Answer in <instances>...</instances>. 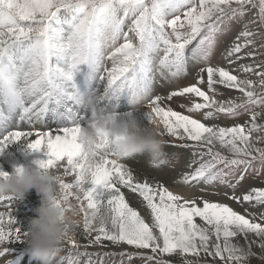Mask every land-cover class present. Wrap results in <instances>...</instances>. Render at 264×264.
Instances as JSON below:
<instances>
[{"label": "snow or ice", "instance_id": "snow-or-ice-1", "mask_svg": "<svg viewBox=\"0 0 264 264\" xmlns=\"http://www.w3.org/2000/svg\"><path fill=\"white\" fill-rule=\"evenodd\" d=\"M249 12L224 53L228 66L207 63L218 36ZM261 49L264 0H0V156L15 144L26 155L43 152L44 158L32 163L60 177L62 199L69 207L75 201L81 210L87 244L81 245L75 233L67 236L69 255L61 264H80L82 246H105V241L133 249L112 253L128 257V264L134 257L146 264H171L162 259L165 255L182 258L183 264H250L252 258L264 264V186L238 191L250 170L264 174ZM190 62L206 66L196 83L180 86ZM158 76L176 85L174 90L156 94ZM221 87L238 94L217 99ZM122 95L149 123L158 121L162 134L174 138V147L205 150L197 166L180 177L183 186L200 192L206 191L201 184L213 186L215 194L247 205L244 213L202 194L189 198L138 179L113 158L108 138L97 146L99 155L91 151L83 129L96 118V109H89L88 100ZM174 100L184 111L162 106ZM116 116L131 119L134 113ZM241 117L247 118L230 126L206 123ZM47 121L56 122L55 130L37 127ZM254 162L261 168L255 169ZM8 174L0 170V176ZM127 193L138 194L147 216L131 206ZM14 198L0 197V260L27 234L17 225ZM102 206H107L106 220L97 218ZM236 238L246 243L233 242Z\"/></svg>", "mask_w": 264, "mask_h": 264}, {"label": "clouds", "instance_id": "clouds-1", "mask_svg": "<svg viewBox=\"0 0 264 264\" xmlns=\"http://www.w3.org/2000/svg\"><path fill=\"white\" fill-rule=\"evenodd\" d=\"M104 98H90L87 102L89 109H96ZM162 133L163 129L158 121L145 125L136 118L120 119L116 116L115 109L96 115L83 129L86 144L97 155L100 154L97 146L104 138H108L112 141L114 159L122 161L147 154L148 163L152 167H160L169 162L165 151L168 141ZM59 180L60 177L54 172L31 164L23 166L20 171L0 176V197L19 199L35 189L41 198L40 206L36 209L37 216L31 219L23 238L32 256L40 264H54L59 250L65 245L66 237L85 223V218L75 203L72 202L69 207V202L62 199ZM97 218L107 219V206H102ZM9 262L13 264L11 259Z\"/></svg>", "mask_w": 264, "mask_h": 264}, {"label": "rangeland", "instance_id": "rangeland-1", "mask_svg": "<svg viewBox=\"0 0 264 264\" xmlns=\"http://www.w3.org/2000/svg\"><path fill=\"white\" fill-rule=\"evenodd\" d=\"M251 15H252V13L249 12L243 21H241L239 23H232L230 26V30H228L225 34L218 36V38H217L218 42H217V45L214 49L213 55H212L210 61H208L207 63H210L213 66H217V65L225 66V67L228 66L226 60L224 59V53H225L226 49L235 41L238 33L242 30L243 23ZM224 27H228V25H225ZM251 28L253 31H258V29H256L255 26H251ZM256 43H257V47H259V45L261 43V39L259 36L256 37ZM261 51H264V49H261ZM260 58H264V57H258V59H260ZM221 62H222V64H221ZM106 64L109 67H111V61L106 60ZM205 66H206L205 63L190 62L188 77H187V79H185L188 81V85H190L192 83H196V74L199 72V69L201 67H205ZM232 67H235V65H233ZM252 78L255 79V77H252ZM221 91H222L223 95L217 97V99H220V100H228L230 98H235L238 94L236 92V90L224 89L223 87H221ZM159 94L162 95L161 93H159ZM116 99L117 98L112 97V96L105 97L103 100H101L97 104L96 112H98V111H99V113L100 112H102V113L110 112L111 111L110 107L113 105V103L116 104V108H117V103H118L120 105L122 104V106H124V109L122 111H116L117 114L119 113V115H123V114L126 115L129 112H133L135 114V116H137V119L140 120V122L143 121L144 123L148 124L146 121L147 119H145L146 116L144 117V114L142 113V111H134V105L130 102L127 95H122L119 99H117V100ZM116 101H118V102H116ZM108 109H110V110H108ZM256 110L261 111V109L259 107H257ZM89 115H91V112L89 113ZM246 118L247 117H241L239 121L226 119V118H220V119H217L215 121H206V123H209V124L214 123V124H218L219 126H230V125H232L234 123H238V122L243 123ZM50 122L51 121H49L48 123H50ZM54 128H56V127H54ZM54 128H49V129L54 130ZM168 146L173 148L175 155L172 159L169 160V162L167 164H165V168H164L165 170H171V169L174 170L175 168L181 166L182 163H185L187 161L190 162V164H191L190 166H192L191 168H194L195 166H197L198 162L200 161L199 153L202 151H205L204 149H200V148H196V149H192V150H185L183 148L174 147L172 142H169ZM221 151H224V150H221ZM224 154L228 155L227 152H224ZM204 159L206 160V159H208V157L204 156ZM121 162L127 163V164L133 163L132 160H130V159L129 160L128 159L122 160ZM253 167L255 169H259V168H261V165L259 162H254ZM252 186H255V187L264 186V174L257 175L255 172L250 170V172L248 174V178L244 181L243 187L240 188L238 191L243 192L245 189L252 187ZM199 189H205L206 191L200 192L196 188H188L187 193H183V194L177 193V194L184 195V196L189 197V198L194 194H196V195L202 194L205 196L206 199H208L210 201H213V202L219 201V202L229 204L234 210L240 212L241 214L244 213L245 207H247V205L242 207L239 204H236V203L232 202L231 200L226 199L222 194L221 195L215 194V192L217 191V188H214L213 186L201 184L199 186ZM218 190L221 193L224 191H227V189H224V188H219ZM174 193H175V191H174ZM137 209L141 212L142 215H144V216L148 215V210L146 209V207L140 206V203H138ZM12 210H14L16 212L15 216L18 215L17 217H20V218H27V216H29L31 213V211L29 212L28 209H26L24 207V205L22 204V202L19 201V199H16L12 202ZM249 211L259 212V209L249 208ZM197 222L203 223L202 221L199 220V218H197ZM75 234H76L77 240L80 241L81 245L87 244V239L85 238L84 233H83V226L80 227L79 230L75 231ZM233 242H239L240 244H243V242H245V241L242 238H236V239H234ZM104 245L105 246L93 245V246H90L87 248L82 246L80 248V253H82V254L78 257L80 264H120L121 259L124 260L125 264H128V260H129L128 257L125 256V257L121 258L118 255H112V253H118L121 251L118 247L108 245L105 242H104ZM69 248H70V246L64 245L61 248V251L59 252L60 254H58V256L56 257L55 262H57V263L59 262L61 264V258L67 257L69 255ZM12 252L10 253L9 256H6L5 260H7V257H9V259H11L13 262H17L20 258L21 259L27 258L28 261L27 260L25 261L26 264H32L34 262V260H37L32 256V254L28 248L23 249L21 251L14 249V251H12ZM85 252L89 253L90 255H83V253H85ZM193 258L194 257H190V256L188 257V259H193ZM162 259L170 260L171 264H183L182 258H174V257H170V256L165 255L162 257ZM0 264H4V258L2 261L0 260ZM133 264H146V262L139 259V258L134 257L133 258ZM153 264H154V262H153ZM250 264H259V261L256 258H252L250 260Z\"/></svg>", "mask_w": 264, "mask_h": 264}, {"label": "bare ground", "instance_id": "bare-ground-1", "mask_svg": "<svg viewBox=\"0 0 264 264\" xmlns=\"http://www.w3.org/2000/svg\"><path fill=\"white\" fill-rule=\"evenodd\" d=\"M221 64H222V62H221ZM187 77H188V75L179 81L180 86L188 85V81L185 80V79H187ZM175 87H176V85L169 86L167 84V82L163 81L158 76V83H157V86L155 88V93L156 94L161 93L162 95H166L170 90H174ZM116 102H118V101H116ZM182 102H184V101H182ZM169 104L176 111H184V109H181L180 107H178V104L175 100L172 102H166V104H162V106H167ZM141 108L143 109L144 106L142 105ZM110 109H111V111L113 109H115V112L116 111H122L124 109V106H122V104L120 105L117 103V108H116V104L113 103V105L110 107ZM110 109H108V110H110ZM96 113H97L96 115L102 114V112L99 113V111ZM185 114H187V113H185ZM89 116H91V115H89ZM121 116H126V115L123 114ZM145 116L146 115L144 114V117ZM134 118L137 119V116H135V114H134ZM196 118H200V116L197 115ZM145 119H147L146 121L149 124V120H148L147 116ZM48 122L49 121H47L43 125H38L37 127L41 128L42 130H48L49 128H54L57 126L55 121H51L50 123H48ZM142 123L147 125L143 121H142ZM23 130H25V131L29 130V126L24 125ZM54 130H55V128H54ZM165 139L168 141V144H169V142L174 143V138H170L167 135H165ZM168 144L165 148V151L168 153V157L170 160L174 157L175 153L173 151V148L169 147ZM37 158H44L43 152L26 155L25 149L23 148V146L21 144H15V145H12L9 147V149L7 150V153L5 155L0 156V170L6 171L9 174H11L12 172L15 171L16 167H18V166H27L29 164L34 165L32 162H33V160H35ZM148 159H149L148 155L144 154V155H140V156H136L134 158H131L130 160H132V162H133L132 164H127V163H124V164H126L133 171L134 175H136L137 178L140 180L147 179L149 182H152V183H161L164 186L168 187L171 191H173V192L175 191V193H182V194L187 193L189 187L183 186L180 183V177L182 176V174L191 170L192 166L190 167V165H191L190 162L187 161L185 163H182L181 166L175 168L174 170H172V169L171 170H165L164 169L165 165L160 166V167L150 166L148 163ZM125 191L127 192V190H125ZM16 199L17 198H14V200H16ZM126 199L130 202L132 207L137 209V205L139 203L138 194L127 193ZM19 201L22 202L24 207L26 209H28L29 212L31 211L30 215L27 216V218L17 217L18 215L15 216L16 220H17L18 227H20V229L23 232L27 233L29 226H30L31 219H33L37 216L36 209L40 206L41 198L37 194L35 189H33L30 193L26 194L23 198H19ZM73 203H75V201H73ZM140 206H141V204H140ZM0 210H2V209H0ZM80 227H82V226H80ZM80 227L77 228L76 231L79 230ZM105 243L108 245H111L110 242L105 241ZM245 243L246 242H243V244H245ZM11 247L13 249L18 250V251H21L23 249L28 248V246L25 243H19V242L14 244V245H11ZM122 247L127 248V246H122ZM122 247H118V248L120 250H122ZM129 249L133 250L131 248H127V250H129ZM254 250L257 251V253H259L258 249H254ZM5 258L6 257H4V260H5ZM7 259H9V257H7ZM193 259H195V258H193ZM26 260H27V258H24V259L20 258L17 262H13V264H26L25 263ZM32 264H40V261L34 260V262ZM54 264H60V263L54 262Z\"/></svg>", "mask_w": 264, "mask_h": 264}]
</instances>
